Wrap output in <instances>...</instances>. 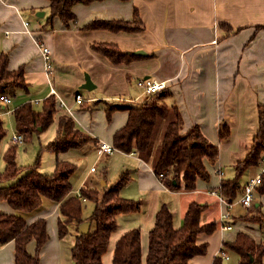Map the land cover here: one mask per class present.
I'll return each instance as SVG.
<instances>
[{"label": "crops", "instance_id": "crops-1", "mask_svg": "<svg viewBox=\"0 0 264 264\" xmlns=\"http://www.w3.org/2000/svg\"><path fill=\"white\" fill-rule=\"evenodd\" d=\"M48 4V0H0V51L7 53L9 69L23 67L27 82L26 91L17 87L9 96L7 104L15 99L10 112L26 100L39 103L53 94L58 103L56 116L69 114L77 127L96 138L70 150L82 156L89 153L96 155L97 142L111 143L112 133L124 123L126 112L115 111L108 119L103 109H81V103L86 101L89 105L95 99L110 102L108 96L122 92L127 97H119L121 102L138 103V99L143 101L148 96L139 81L153 78L165 81L166 86L156 92L165 91L172 96L182 115L184 127L197 124L202 133L218 145L217 156L204 159L208 176L198 177L193 190H183L182 180L179 181V189L175 190L160 181L151 168L156 154L154 150L146 160L134 151L123 152L134 161L121 168L111 179H107L106 175L94 177L90 174L81 180L80 187L103 190L117 179L121 171H127L130 179L125 185L134 182L138 190L153 201L151 211L146 212L147 201L136 198L141 204L139 211L117 215V228L110 236L107 253L105 251L106 254L102 255V264H111L116 239L132 227L140 228L141 257L142 264H145L149 229L162 203H166L171 210L174 227L181 224L191 201L207 204L201 215L202 222L215 220L218 227L221 223L230 226L219 233L197 235V242H206L207 249L202 258L199 255L192 258L194 264H210L213 256L220 252L223 242L234 239L239 230L263 243L264 232L260 223L243 217L247 212H229L221 222L226 200L219 198V187L223 177L234 175L229 173L226 176L223 167L233 168V163L242 158L250 147L258 127L257 104L264 105V0H93L72 6L77 21L69 27L58 16L53 17V26L50 27L46 21L41 22L25 12V9H30L33 14V10L48 9ZM135 11L138 14L136 21ZM91 20H107L116 24L130 22L131 25H138L139 29L82 28ZM96 41L114 43L124 51L141 49L145 53L129 62L113 63L91 48V43ZM41 45L50 49V71L45 70ZM72 54L77 58L75 61L68 59ZM70 66L75 68L71 77ZM77 67L85 70L94 84L91 89L84 88L86 92L81 91L84 77L78 75L84 71L76 70ZM102 72L103 75H100ZM122 81L123 85L115 84ZM127 82L140 90L137 95H131L132 87ZM76 93L83 98L80 103L75 101ZM0 103L2 110L7 107V104ZM221 122L230 128L225 138L218 136ZM54 123L57 131L56 119ZM111 154L103 155L105 162ZM56 155V159L72 160L63 152ZM256 168L258 166L244 171L242 185L240 179L244 172L239 177L241 188L256 175ZM89 171L92 173L95 169ZM77 192L71 189V193ZM47 201L35 212L25 215L28 222L38 217L46 220L48 239L39 252V264H74L70 249L76 230L73 227L74 232L69 231L68 236L59 237L58 203L49 201L51 204L46 205ZM0 208L4 212H14L5 201H0ZM250 208H247L248 212L252 211L250 214H261L264 194L254 190ZM84 221L88 222L89 229L90 222L87 219ZM34 249L35 243L31 240L27 251L34 253ZM13 250L12 240L0 245V264H14ZM225 255L224 259L229 260L227 251Z\"/></svg>", "mask_w": 264, "mask_h": 264}, {"label": "trees", "instance_id": "trees-1", "mask_svg": "<svg viewBox=\"0 0 264 264\" xmlns=\"http://www.w3.org/2000/svg\"><path fill=\"white\" fill-rule=\"evenodd\" d=\"M49 16L46 24L53 26V17L58 16L66 27L75 24L76 15L72 6L77 3L87 4L93 0H48ZM35 11V10H33ZM138 20L135 11L134 21ZM82 28L135 30L136 24L130 22L116 24L107 20H91ZM91 48L106 56L113 63L129 62L140 55L133 51L121 50L111 42L96 41ZM7 53L0 51V95L11 96L17 87L27 90V82L22 66L9 69ZM103 102V105H96ZM84 101L80 108L86 110L103 109L106 118L115 111L126 112L124 123L111 136V144L121 152H136L147 159L153 151L152 145L159 124L163 125L160 144L151 168L160 181L169 189H179L183 181V190H193L198 177H207L208 171L204 159H214L218 154V145L211 142L197 124L184 127L182 115L165 91L155 92L140 103H110L95 99L87 105ZM57 100L53 94L44 97L37 107L26 100L11 110L16 134H21L27 142L39 132L45 130L57 120L56 135L46 145L56 154L76 149L96 138L76 126L74 119L66 113L56 116ZM258 127L245 155L233 163L234 175L223 177L220 181L219 194L232 202L241 192L239 177L249 167H255L264 155V105L257 104ZM230 128L225 122L218 126L219 138L229 135ZM6 135L4 121L0 117V145ZM16 143L11 142L3 152L4 167L0 170V201H5L14 210L12 213L0 210V245L13 241L14 264H39V252L48 239L46 220L43 217L28 222L26 214L35 212L45 200L58 203L59 217L57 233L64 237L69 233V225L76 230L70 249L74 264H102V255L108 247L111 234L117 228L119 213L137 212L141 209L140 201L124 197L121 189L130 179L127 171L120 172L117 179L101 192L90 186H81L77 193H71V175L76 164L56 159L50 172H42L34 164L20 165L16 159ZM255 190L264 194V172ZM84 199V200H83ZM86 201L93 207L86 218L82 208ZM207 208L206 203L191 201L178 227L173 226V215L166 203H162L155 212L154 222L148 233V246L145 264H194L191 260L206 252V242L198 243L199 233L210 234L217 228V222H202L201 215ZM243 217L260 223L264 232V215ZM87 219L91 226L86 232H79L78 226ZM33 240L34 253L27 251V244ZM231 250L238 257V264H264V244L250 234L239 230L234 239L224 241L221 250L214 255L210 264H223V253ZM111 264H142L140 228L132 227L123 231L116 239L112 251Z\"/></svg>", "mask_w": 264, "mask_h": 264}, {"label": "rangeland", "instance_id": "rangeland-1", "mask_svg": "<svg viewBox=\"0 0 264 264\" xmlns=\"http://www.w3.org/2000/svg\"><path fill=\"white\" fill-rule=\"evenodd\" d=\"M45 10L44 9H40V10L36 9L35 12L36 11H45L43 16H38L37 18L35 16H33V14L35 15V12L32 14L30 9H25V12L28 15H30L32 18L39 19L41 22H45L49 16V11L46 7H45ZM52 29H54V27ZM72 42L74 43V40H72ZM77 53H78V51H77ZM68 59L70 61H75L77 58H75L72 54V56ZM74 69L75 68L72 66L68 67V71L70 72L69 77H71V72H73L72 70H74ZM76 70H81V69L77 67ZM81 71H84V72H82V74H78V75H79V77H82V75L84 77V74L86 72H85V70H81ZM100 75H103V72L100 73ZM115 84L123 85L124 82L122 81L121 83H115ZM127 84L131 85V87H132V89L130 90V93L132 96H135L139 93L140 90L138 88H136L135 86H133L132 84H130L128 82H127ZM73 85H76V84H73ZM73 85L71 84V86H73ZM81 91L86 92L87 90H85L84 88H81ZM99 94H101V93L99 92ZM119 97H122L121 99H123V98L127 97V94L122 92V93L116 94V96H108V99H111L110 103H118V102H121ZM138 100H139L138 103H140L141 100L140 99H138ZM14 101H15V99H13V101L11 103L7 104V107L5 106V108H3V110H2V108H0L2 110V111L0 110L1 111L0 117L4 121V125L6 128V135L1 140V145H0V170H2L4 167V161H3V157H2L3 152L6 150L7 146L12 142V137L16 134L15 129H14L13 116L10 112V107L13 106ZM39 103L32 101V104L35 107H37L39 105ZM103 104H105V103H103V102H97L96 103V105H103ZM165 121H166V119H164L160 122L158 130H157L155 137H154V140H153L152 148L155 152L158 151L161 133H162V129H163V125H164ZM55 134H56V125L54 122H52L45 130L39 132L38 134H35L31 138V140H29L27 142H24V141L16 142V144H17L16 145V159H17L18 164L28 165V164H34L35 161H38L37 162V169L39 171L50 172L54 167L57 155L55 152H53L49 148H47L46 145L49 143L50 140H52L54 138ZM87 143H85V144H87ZM60 153H58V155ZM63 154H65V156L68 157V159H72L73 163L74 162L76 163V170L74 171V174L71 178V189L74 192L78 191V188L81 185V180L84 179L85 177H87L88 175L93 174L94 177H103V175H106L107 179H109V178L111 179L116 174V172H118L121 168L128 166V165H131L132 162L134 161L129 155H127L123 152H119L117 150L113 151V153L111 154V156L108 158V160L106 162H105L104 156H97V155H94L92 153H89L86 156H82L78 153H75L74 150H69L68 152L67 151L65 153L63 152ZM72 160H71V162H72ZM257 166H258V168H256V174L258 173V170L260 168L259 164ZM90 167H94L95 171L91 173L89 171ZM223 170H224L226 176L229 173H234V169L230 168L229 166L223 167ZM244 179H245V172L240 179L241 185H242V183H243L242 181ZM93 188H95V187H93ZM98 191L101 192L102 190H98ZM121 195L124 197L133 198V199L144 198L147 201V211L146 212L151 211L150 205L153 203L152 199H149L148 196L143 195L142 192H140V190H138V188L136 187V184L134 182H129L127 185H125L121 189ZM48 202L49 201H47L46 205L51 204ZM230 203H231V206L229 208V212H247V214H249V215H257V214H253V213L250 214L249 212H252V211L248 212V210L245 206H242L241 204L236 203V198H234L233 201ZM92 207H93V204L90 201L84 202L83 208H82L83 216L88 215L89 212L91 211ZM250 209L252 210V208H250ZM0 210H1V208H0ZM259 212H262L261 214L264 215V209L260 210ZM136 225H138V222ZM258 225H259V223H258ZM73 227H74L73 224L69 225V231L70 232H74ZM219 227L216 228L212 233H215V232L219 233V231L221 232L223 229L222 225L220 224ZM68 235L69 234H67L66 236H68ZM262 235H263L262 239H263V243H264V233ZM106 253H107V251H106ZM227 254L229 255L230 258H229V260H226L223 257V259H222L223 264H237L238 257L236 255V253L231 251V250H227ZM199 256H201V258H202V255H199ZM197 257H198V255L196 256V258Z\"/></svg>", "mask_w": 264, "mask_h": 264}, {"label": "built area", "instance_id": "built-area-1", "mask_svg": "<svg viewBox=\"0 0 264 264\" xmlns=\"http://www.w3.org/2000/svg\"><path fill=\"white\" fill-rule=\"evenodd\" d=\"M40 51L45 61V69L47 71H50L52 69V58H51L50 49L46 45H41ZM139 83L143 87V92L146 93L147 95H150L156 91H160L166 86L165 81L156 80L153 78H147V79L140 80ZM74 98H75V101L78 103H80L83 99L79 93H76ZM0 101L4 104H7L10 101V98L6 94H1ZM18 141H22L21 134H15L12 137V142L16 143ZM114 150L116 149L111 143H108L103 140H100L97 142V146H96L97 156L109 155ZM258 164L260 166L258 173L254 177L250 178L246 183L243 184L241 188V192L236 198V203H239L242 206H245L247 208H250L253 205L254 190L256 186L260 183L261 174L264 172V155L261 156ZM90 170L93 171L94 167H91ZM219 198L222 199V196L220 194H219ZM230 206H231V203L226 201V211L221 216V222H223V219L229 215ZM221 225H222V228H225V229L230 227L228 224L221 223ZM222 255L223 257H226L224 253Z\"/></svg>", "mask_w": 264, "mask_h": 264}, {"label": "water", "instance_id": "water-1", "mask_svg": "<svg viewBox=\"0 0 264 264\" xmlns=\"http://www.w3.org/2000/svg\"><path fill=\"white\" fill-rule=\"evenodd\" d=\"M44 15V11H36L35 12V16H43ZM136 54H143L145 53L143 50L138 49L133 51ZM82 88L85 89H91L94 87V84L91 82V79L89 77L88 73L84 74V82L81 84ZM79 232H86L88 230V222L83 221L82 223L79 224Z\"/></svg>", "mask_w": 264, "mask_h": 264}]
</instances>
